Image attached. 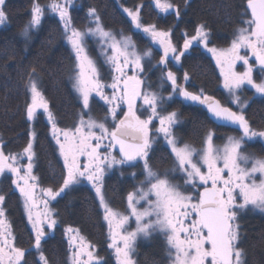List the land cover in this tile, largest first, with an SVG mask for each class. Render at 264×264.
Here are the masks:
<instances>
[{
  "label": "snow or ice",
  "instance_id": "snow-or-ice-1",
  "mask_svg": "<svg viewBox=\"0 0 264 264\" xmlns=\"http://www.w3.org/2000/svg\"><path fill=\"white\" fill-rule=\"evenodd\" d=\"M153 3L161 13L175 11L176 16H180L179 9L170 0H153ZM4 5L5 0H0V25L8 20ZM72 5L73 0H50L46 8L59 17L62 38L74 57L69 80L81 105L74 129L57 126L34 68L25 82V90L31 98L26 104L27 119L33 121L37 109H43L64 161L60 187L41 189L45 197L43 211L36 210L39 205L35 194L38 178L32 172L35 133H29V141L22 153L5 154L0 150V174L11 173L12 184L23 198L38 264H49L42 249L47 235L45 225L52 230L58 223L48 207L49 202L82 181L91 185L99 200L108 226L107 247L113 250L116 264H135L132 256L138 238H149L153 233L164 237L169 264H243L237 223L239 215L249 209L264 213V157L246 152L245 145L256 139L264 140V129L252 126L245 114L248 100L242 101L238 93L247 85L254 90V95L264 97V0H247L245 14L250 10V18L236 29L226 49L208 47L210 34L203 24L196 27L195 35L189 37L185 33L183 47L178 49L172 42L171 29L161 30L154 24L141 22V6L135 10L124 8L134 28L163 52L151 67L160 70L159 89H164L165 84L170 85L167 97L152 90V86L146 84V76L142 77L146 72L145 62L150 64L153 57L150 46L139 50L132 37L125 35L123 30L117 35L106 29L95 8L88 9L89 24L84 29L75 27L70 13ZM44 15L45 6L39 0H33L30 18L20 33L26 42L31 40V33L40 28ZM88 38L99 45L100 56L110 69L111 83L102 81L98 61L89 52ZM193 42L203 45L212 54L230 103L237 111L205 94L203 89L189 91L178 82L176 72L169 66L170 60L180 64L181 57ZM241 49L251 53L255 66L249 62L248 55L240 54ZM238 61L243 62V72L235 70ZM256 67L262 77L259 81L253 75ZM184 80H189L187 72ZM109 88L110 95L106 93ZM177 95L184 101L204 106L213 123L232 126L239 135L227 136L222 148L214 144L212 130H208L199 150L191 144H181L174 133V126L179 123L178 113L166 111V103ZM95 97L106 105L102 119L92 114L91 103ZM138 101H142V105ZM121 105H126L127 111ZM138 108H143L146 118H142L143 113L137 114ZM120 112H123L122 118ZM157 120L159 127L155 129L154 137L151 125ZM159 137L170 150L171 158L170 167L163 172L154 169L150 163V152ZM117 147L118 156L113 152ZM24 157L28 163L22 166ZM140 162L143 179L127 193L126 210L118 211L105 197V174L114 167H140ZM136 176L133 172V179ZM5 199L0 194V264H24L29 249L15 243L16 237L3 207ZM132 220L135 228L129 230ZM65 235L69 237L70 264H106L96 254L95 245L86 241L78 229L66 228Z\"/></svg>",
  "mask_w": 264,
  "mask_h": 264
},
{
  "label": "trees",
  "instance_id": "trees-1",
  "mask_svg": "<svg viewBox=\"0 0 264 264\" xmlns=\"http://www.w3.org/2000/svg\"><path fill=\"white\" fill-rule=\"evenodd\" d=\"M49 2L50 0H39V3L45 6V15L40 28L33 31L31 40L26 42L20 33L30 18L33 0H5L4 9L8 15V20L4 25H0V142H2V150L5 154L17 153L26 146L28 141L30 123L24 111L27 93L25 82L33 68L39 78L40 87L44 89L45 97L57 126L59 128H63L65 125L71 126L77 117L78 104L68 82L69 69L74 64V57L62 38V28L58 16L46 8ZM198 2L200 12L197 14L201 13L204 24L215 22L214 11L217 12L219 8L216 9L213 6V0H198ZM138 5L141 6L140 17L144 25L154 24L161 30L171 29V39L176 43L182 40L183 30L181 28L172 29L179 26L178 18L174 17L175 11H171L170 16L165 13H158L152 8V0H73L70 13L74 26L84 29L89 24L88 9L95 8L106 29L112 30L116 34L123 30L124 33L132 37L140 48H143L148 41L142 36V33H137L132 29L131 20L123 11L124 8L135 10ZM177 8L180 14L185 11V9ZM206 27L212 28L211 25ZM155 58L154 56L152 60ZM145 63L146 72L142 74V77L146 76V84H150L152 90L160 91L164 97H167L171 87L165 84L164 89H159L160 70L158 67H151L156 63L150 62L149 64L147 61ZM186 65L187 60L185 58H182L176 67L171 63L169 64L176 74H180L179 78L182 81ZM199 65V63L193 65L194 71L198 74L207 71V80L213 79L215 70L211 63L207 62L204 68ZM149 67H151L150 71L148 70ZM254 107V113L263 123L264 109L258 105ZM178 109L182 110L177 112L178 118L180 116L179 122L182 124L180 123L181 126L177 130L183 135L185 134L184 137L190 144L199 143L195 139H200L196 134L199 133L201 127L196 128L194 125L188 124L187 107L180 105ZM166 111H178L173 99L166 103ZM40 119L38 117L32 124V130L35 133L33 150L35 157L32 172L38 178V191L42 197V188L50 187L55 190L60 187L64 168L50 136L51 125ZM245 147H251L252 151L258 155L264 154V147L257 141ZM162 151L163 149L158 148L157 145L154 146V150L151 152L152 158H156L154 165L159 162L160 166L166 164L167 159H165ZM153 161L150 159L151 163ZM0 194L6 198L3 207L7 221L16 237V245L29 249L24 264H38V254L32 249L33 234L28 229L26 220H24L21 199L12 188L11 177H8L5 182L3 178L0 179ZM49 205L53 210L54 218L58 221L54 229L45 228L47 235L42 242V249L49 264H67L65 261L67 252L65 250L67 243L66 228L78 229L86 241L96 243V246L101 242L102 216L95 197L87 185H74L56 200L50 201ZM253 227L255 232L252 236L249 252L251 253V260L252 262L253 260L256 261L257 257L260 260L259 264H264V223L260 222ZM253 243L257 245L254 247L252 246ZM97 247L99 248V246Z\"/></svg>",
  "mask_w": 264,
  "mask_h": 264
},
{
  "label": "flooded vegetation",
  "instance_id": "flooded-vegetation-1",
  "mask_svg": "<svg viewBox=\"0 0 264 264\" xmlns=\"http://www.w3.org/2000/svg\"><path fill=\"white\" fill-rule=\"evenodd\" d=\"M171 3L179 7L180 9H185V11H182L179 17L176 15L174 17L178 18V24L179 26H175L172 29L175 28H181L183 30V34L181 37V41L172 40L173 44L177 46V48L182 49L185 33L189 37L192 35H195V29L198 25L203 24L205 26L211 25L212 28L206 27L207 31L209 32V44L208 47H216L217 49H226L230 46L232 39L234 38V34L236 32V29L243 26V21L250 18V10L247 11V14H245L247 9V0H213V6H215L218 11H214L215 16V22L212 23H205L204 19L200 14H197L200 12L199 8V2L198 0H170ZM152 8L156 10V12L161 13L158 9H156L155 4L152 0ZM163 14V13H162ZM168 16L171 15V11H169ZM222 14V15H221ZM169 18V17H168ZM171 19V18H170ZM156 46V50L160 48L158 45ZM158 51V50H157ZM243 53V49H241L240 53ZM242 55V54H241ZM212 54L207 51V49L196 42H193L192 46L188 49L187 52L181 57V59L185 58L187 60L186 70L189 74V80L183 81L179 78L180 74H176L178 77V82L180 84H183L189 91L193 92H199L201 89L204 90L205 94L213 96L215 99H218L221 101L224 106L231 107L234 111H237L235 105H232L230 103V97L227 94V91H225L223 87V81H221V75L219 73L218 67L216 65V61L213 60ZM207 62H210L213 69L215 70V74L212 77L210 81L207 80V71L201 72V74H198V72L194 71L193 65L199 63L200 67L204 68L206 67ZM251 64L255 66V58L253 57L251 60H249ZM171 64H174L176 67L178 64L175 63V61H171ZM205 70V69H204ZM235 70L238 72H243L245 70L243 62L238 61ZM254 78L259 81L261 77V73L259 71V68L256 67V70L253 73ZM184 76V75H183ZM171 91V88H170ZM241 96V100H248V106L245 110L246 117L249 119L251 124L254 125V128L256 129H264V122H260L258 119V116H256V113H254L253 109L254 106H261L262 109H264V97L254 95V90L250 89L247 85L244 86L242 90L238 93ZM174 105H176V109L181 112L182 110L178 109L180 108V105H183L187 107L189 120L188 124L191 126H195L198 128L201 127V130H199V133L196 135L199 136V140H197L199 143L195 142L191 145L196 148H200L199 145L202 143V140L205 138L208 130H212L214 132V140L219 139L221 142L226 137L225 135V126H218L217 124L213 123V121L209 118V114L207 113V110L204 106L192 103L190 101H184L181 97L178 95L173 98ZM179 105V107H178ZM38 119V118H37ZM179 119V118H178ZM28 120V119H27ZM36 119L33 120V122ZM29 122V120H28ZM159 124V121H154V123L151 125L153 129L157 128ZM228 128V127H227ZM232 130H235L233 127ZM237 131V130H235ZM51 136V131H50ZM201 141V142H200ZM259 144H261L259 142ZM264 147V144H261ZM114 151V149H113ZM115 154L116 151H114ZM64 168V167H63ZM106 180H110L116 184V188L119 186V182L122 180L121 174L117 172L116 169H113L112 172L109 174H105L104 177V183ZM105 188V187H104ZM260 222L264 223V215L257 214L251 211L246 212L245 214H240L237 223L239 224V233H240V240H239V247L243 249V264H259L260 260L256 257V261L251 260L250 247H251V240L253 233L255 232L254 225L259 224ZM47 226L45 225V228ZM102 233H101V242L98 243L96 246V243H91L92 245H95V252L96 254L102 258L103 261L106 262V264H116V260L113 254V250L109 249L107 247L108 245V238H107V227H105V224L102 226ZM257 244L253 243L252 246H256ZM136 249L138 250L137 254H133L132 259L134 260L135 264H169L166 246L164 239H159L153 237L147 242H144L142 244H137ZM113 254V255H112Z\"/></svg>",
  "mask_w": 264,
  "mask_h": 264
},
{
  "label": "rangeland",
  "instance_id": "rangeland-1",
  "mask_svg": "<svg viewBox=\"0 0 264 264\" xmlns=\"http://www.w3.org/2000/svg\"><path fill=\"white\" fill-rule=\"evenodd\" d=\"M58 20H59V17H58ZM88 21H89V19H88ZM132 29L134 31H137V33L138 32L139 33H142L140 31L136 30L133 25H132ZM124 34L125 35H128L126 33H124ZM117 35H119V34H117ZM142 36H144L145 39H146V41H148V42L146 43V45L143 48H140L138 45H137V47H138L139 50H141V49L144 50L146 47L150 46L153 49V57H152V59L154 58V56L156 57L155 60H151V62H153L152 64H155L160 59V56L163 54V52H162L161 49H160V51H159V49H157L158 51L156 50V46L151 43L150 38L146 37L143 33H142ZM88 41H89V52H90L91 56L94 59H97L98 65L100 66V74H101V77H102V81L104 83H111L112 81H111L110 69H109V66L108 65L104 64L103 57L100 56V53H99V45L96 43V41L92 40V38H88ZM110 54H111V52L109 51V55ZM240 54H242V55H248L249 60H251L253 58V56H251V53L247 49H243V53L241 52ZM213 60H215V59L213 58ZM173 66H174V64H173ZM218 70H219V73H220V69L219 68H218ZM129 74H131V73L129 72ZM221 81H223V78L222 77H221ZM68 82H69L70 88L72 89L73 95L76 98V101H77V104H78V108L77 109L80 110L81 105H80V103H79V101L77 99V94L73 91L72 83L70 82V80H68ZM40 90L42 91L43 95L46 96L45 93H44V89L42 87H40ZM106 93L110 95L111 94V89L110 88L107 89L106 90ZM30 100H31L30 94L29 93H26V103L25 104L30 103ZM242 101H244V100H242ZM92 103H93V105H95V106H93V105L91 106L92 107V114L97 119H102L104 117V115H105V112H106V105H104V102L101 101V100H99L98 97H95L92 100ZM138 104H141L142 105V101H138ZM121 107L123 108L124 111L127 109V106L126 105H121ZM79 110H78V112H79ZM24 111L26 112V107H25V110ZM78 112H77V117L75 119V122L72 123L71 126L70 125H65L63 128H61V127L60 128L61 129H74V126H75V124L77 123V120H78ZM137 114L138 115H141L142 114V118H146L147 117V113H144L143 112V108H138ZM122 115H123V112H120L119 113V116L121 117ZM38 117H40L41 118L40 120H42L46 124H49L48 119H47V115L43 112V109H37V116H36L35 119H37ZM179 119H180V116H179ZM108 122H109V124H111V119L110 118H109V121ZM29 123L30 124H29V130H28V141H29V138H30L29 137V133L30 132H33V130H32V124L34 122L33 121H29ZM180 123L181 122H179V124H176L174 126V133H175L177 139L179 140V142L181 144H184V143L190 144L189 142L186 141V139L184 137L185 134L183 135L182 132H180L179 130H177L181 126V124H182V123L181 124ZM252 126L254 127L253 124H252ZM157 127H159V124H158ZM227 127L229 129H232L233 128L232 126H225V135H226V137L223 139V141L221 142L219 139L214 140V144L217 147H220V148L223 147L224 143L226 142L227 136H229V135H233V136L239 135V132L238 131L229 130ZM151 128H152V134L155 137L156 136L155 128L154 129H153V127H151ZM34 138H33V150H34ZM51 138H52L53 143L56 146V153H58V156L60 158L61 164H63V167H64V161H63V158L60 156L59 146L57 145L56 140L53 138L52 134H51ZM60 139L62 140L63 137L61 136ZM28 141H27V143H28ZM203 141H204V139L202 140V143L199 145V147H200L199 149H201L203 147ZM256 141L258 143L260 142L261 144H264V140L256 139V140H254L252 142L247 143L246 145H248L250 143H254ZM27 143H26V145H27ZM155 145H157L158 148L160 147L161 149H163L162 152L164 154V157H166L165 159H167V162H166L165 165L163 164L161 166L159 165L160 162L157 165H154V164H156L155 163L156 158L155 157L152 158L151 152H150V156H151L150 159H153L154 160L152 163L151 162L150 163L153 165L154 169H158L161 172H163L166 168L170 167V165H171L170 150L166 147V145H165L162 137H159L158 138V141H157V143L154 144V146ZM2 149H3L2 148V142H0V150H2ZM196 149H198V148H196ZM22 150L18 151L17 153H22ZM245 151L246 152H250V153H254L252 151L251 147H248V148L245 147ZM114 154H115V152H114ZM254 154L257 155V156H260V157H264V154H262V155H258L257 153H254ZM27 163H28V161H27L26 157H24V158L21 159V165L22 166L23 165H26ZM113 169H116L117 172H119L121 174L122 180L119 182L120 184H119V186L117 188H116V184L117 183H114V182H112L110 180H106L105 183H104V187L105 188L103 190H104L105 197H106L107 201L109 202L110 206L113 207L114 209L118 210V211L123 212L127 208V201H126L127 193L133 189V186L140 179H143V176H142V162H140V167H137V168H132V167H128V166H119V167H114ZM113 169L108 170L106 173L109 174L110 172H112ZM33 170H34V165H33ZM133 172H136L137 173V176H136L135 179H133V177H132V173ZM21 175H23V169L21 171ZM8 177H11V181H12L13 177H12L11 173H9V172L3 173L0 176V179L2 180V178H3L4 179V182H5V181L8 180ZM80 184L87 185L91 189L92 194L95 197V201L97 203V206H99V200L96 197L94 190L91 188V185L88 184L86 181H82ZM12 188H14V190L17 192L19 198L21 199L20 201H21V209H22L23 217H24V220H26V224H27L28 229L31 230V232H32L31 225L28 223L27 214L25 212L23 198L20 196V193H19V191H18V189L16 188L15 185L12 184ZM38 188L39 187H37L36 190H35V194H36V196H37V198L39 200V205H38V208L36 210L37 211H43L44 210L43 209V199H45V197H43V196L41 197L40 192L38 191ZM193 191L195 192V190H193ZM48 207L50 208V205H48ZM50 209L52 210V208H50ZM99 209H100V212H101L103 224H105V227L108 228L107 223L103 219V210L100 207H99ZM248 211H251V212H254V213H257V214L264 215V213H262V212H259V211H256V210H251V209L242 212V214H245ZM134 228H135V222H134V220H132V221H130L129 230H132ZM153 237H155L156 239L157 238L164 239V237L161 236L159 233H153L149 238H143V237L138 238L136 245L137 244H142L144 242H147L150 239H152ZM107 238H108V229H107ZM66 239H67V243H66L65 250H67V252H66L65 261H67V264H70L71 252H70L69 243H68L69 237L67 236ZM164 242H165V240H164ZM165 246H166V244H165ZM137 253H138V250L135 248L134 254H137ZM37 257H38V255H37Z\"/></svg>",
  "mask_w": 264,
  "mask_h": 264
},
{
  "label": "water",
  "instance_id": "water-1",
  "mask_svg": "<svg viewBox=\"0 0 264 264\" xmlns=\"http://www.w3.org/2000/svg\"><path fill=\"white\" fill-rule=\"evenodd\" d=\"M125 111H127V109H126ZM122 116H123V115H122ZM122 116H121V118H122ZM114 151H116V152L118 153V147L115 148ZM201 190H202V189H201Z\"/></svg>",
  "mask_w": 264,
  "mask_h": 264
}]
</instances>
